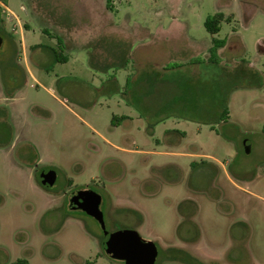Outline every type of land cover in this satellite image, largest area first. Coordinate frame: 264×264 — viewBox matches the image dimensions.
I'll use <instances>...</instances> for the list:
<instances>
[{
	"label": "rangeland",
	"instance_id": "374dc122",
	"mask_svg": "<svg viewBox=\"0 0 264 264\" xmlns=\"http://www.w3.org/2000/svg\"><path fill=\"white\" fill-rule=\"evenodd\" d=\"M110 4L0 3V262L125 264L104 229L132 228L155 264H264V0Z\"/></svg>",
	"mask_w": 264,
	"mask_h": 264
},
{
	"label": "water",
	"instance_id": "95a60500",
	"mask_svg": "<svg viewBox=\"0 0 264 264\" xmlns=\"http://www.w3.org/2000/svg\"><path fill=\"white\" fill-rule=\"evenodd\" d=\"M39 178L41 183L50 186L54 183L56 174L53 169H48ZM69 199L74 207L97 219L104 229L103 212L100 209L101 195L98 192L91 188L78 189L70 194ZM104 233L107 230L104 229ZM103 247L108 256L121 259L125 264H154L158 252L154 241L143 238L132 228L110 232Z\"/></svg>",
	"mask_w": 264,
	"mask_h": 264
},
{
	"label": "trees",
	"instance_id": "16d2710c",
	"mask_svg": "<svg viewBox=\"0 0 264 264\" xmlns=\"http://www.w3.org/2000/svg\"><path fill=\"white\" fill-rule=\"evenodd\" d=\"M2 2H6V0H1ZM106 1V5L111 8V4H110V0H105ZM223 18V14L220 12H216L212 15H208L206 16L205 20H204V26L207 29V31H209L210 33H216L219 30V23L221 22ZM2 19L0 18V23H1ZM59 39V44L62 46L63 44V39L61 37H58ZM212 45L209 48V54L210 57H215L216 55H218L217 51L218 48L222 47L225 44V39H217V38H213L212 39ZM59 48V46H58ZM54 52H56L54 50ZM57 57V54H56ZM213 60H216L215 58ZM228 117V110L226 107H224L221 111V118L222 119H227ZM0 264H28V261L26 258H17L15 261L10 262V263H6V262H0ZM88 264V262H87ZM157 264H166L165 262H160Z\"/></svg>",
	"mask_w": 264,
	"mask_h": 264
},
{
	"label": "crops",
	"instance_id": "0c3cea01",
	"mask_svg": "<svg viewBox=\"0 0 264 264\" xmlns=\"http://www.w3.org/2000/svg\"><path fill=\"white\" fill-rule=\"evenodd\" d=\"M0 3L2 4L1 0H0ZM4 7H5V6H4ZM5 9L7 10L6 7H5ZM49 12H52V13L56 14V16H57V18H54V22H53V24H54L55 22L57 23V24H56L57 27H54V28H57V29H59V30H62V28H63V29L65 30L66 27L64 26L63 20H61V19L59 18L60 14L57 13V10L54 9V10H51V11H49ZM63 36H64V39H63V45H64V44H66V41H65V34H64V33H63ZM67 36H68V34H67ZM64 42H65V43H64ZM52 48H53V47H52ZM221 49H224V48H218V51H217L218 55L220 54ZM167 54H168V53H166L165 51H163V52L158 53V54H157V57H158V56H161L160 59H163ZM157 60H158V59H157ZM155 65H156V64H155ZM157 66H158V65H157ZM160 67L163 68L162 65H160ZM193 73H194V71H193ZM174 98H175V95H174L173 99H174Z\"/></svg>",
	"mask_w": 264,
	"mask_h": 264
},
{
	"label": "flooded vegetation",
	"instance_id": "af4514ba",
	"mask_svg": "<svg viewBox=\"0 0 264 264\" xmlns=\"http://www.w3.org/2000/svg\"><path fill=\"white\" fill-rule=\"evenodd\" d=\"M45 171H47V170H43V171H41V172H39L38 173V175H37V177H38V180L40 181V178H39V176H40V174L42 173V172H45ZM41 182V181H40ZM74 191H77V190H74ZM82 210V209H81ZM85 212V211H84ZM86 213V212H85ZM87 214V213H86ZM89 215V214H88ZM104 221V220H103ZM109 234H110V232L108 233V231H107V233H104V238H103V240H102V247H103V242L107 239V237L109 236ZM103 251L105 252V249H104V247H103ZM158 253V252H157ZM105 254L106 255H108L106 252H105ZM157 256V255H156ZM110 257V256H109ZM112 258V257H111ZM156 260V259H155ZM154 264H155V262H154Z\"/></svg>",
	"mask_w": 264,
	"mask_h": 264
}]
</instances>
